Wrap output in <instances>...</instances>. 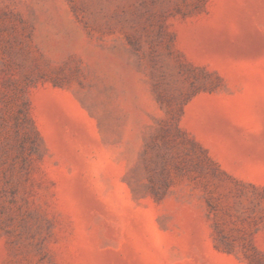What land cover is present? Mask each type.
Listing matches in <instances>:
<instances>
[{"label": "rangeland", "instance_id": "rangeland-1", "mask_svg": "<svg viewBox=\"0 0 264 264\" xmlns=\"http://www.w3.org/2000/svg\"><path fill=\"white\" fill-rule=\"evenodd\" d=\"M0 264H264V0H0Z\"/></svg>", "mask_w": 264, "mask_h": 264}]
</instances>
